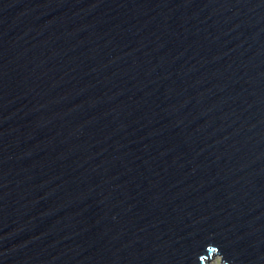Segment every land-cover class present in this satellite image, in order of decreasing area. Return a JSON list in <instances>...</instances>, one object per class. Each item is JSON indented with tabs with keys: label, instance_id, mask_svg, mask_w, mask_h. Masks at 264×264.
Segmentation results:
<instances>
[{
	"label": "water",
	"instance_id": "obj_1",
	"mask_svg": "<svg viewBox=\"0 0 264 264\" xmlns=\"http://www.w3.org/2000/svg\"><path fill=\"white\" fill-rule=\"evenodd\" d=\"M264 264V0H0V264Z\"/></svg>",
	"mask_w": 264,
	"mask_h": 264
},
{
	"label": "rangeland",
	"instance_id": "obj_2",
	"mask_svg": "<svg viewBox=\"0 0 264 264\" xmlns=\"http://www.w3.org/2000/svg\"><path fill=\"white\" fill-rule=\"evenodd\" d=\"M204 264H221L217 256L212 255L211 258L205 259Z\"/></svg>",
	"mask_w": 264,
	"mask_h": 264
}]
</instances>
